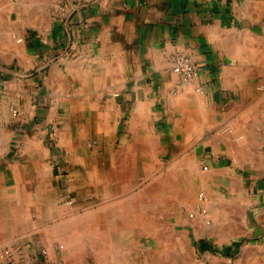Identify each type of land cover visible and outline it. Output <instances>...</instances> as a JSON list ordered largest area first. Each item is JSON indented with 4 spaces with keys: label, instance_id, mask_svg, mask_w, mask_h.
I'll use <instances>...</instances> for the list:
<instances>
[{
    "label": "crops",
    "instance_id": "crops-1",
    "mask_svg": "<svg viewBox=\"0 0 264 264\" xmlns=\"http://www.w3.org/2000/svg\"><path fill=\"white\" fill-rule=\"evenodd\" d=\"M67 1L0 0V264H264V0Z\"/></svg>",
    "mask_w": 264,
    "mask_h": 264
},
{
    "label": "built area",
    "instance_id": "built-area-1",
    "mask_svg": "<svg viewBox=\"0 0 264 264\" xmlns=\"http://www.w3.org/2000/svg\"><path fill=\"white\" fill-rule=\"evenodd\" d=\"M79 2L77 0H68L63 5L58 7V15L65 18H70L71 15L79 8ZM72 49H66L64 56H69L73 53ZM174 71L179 74L183 81L191 79L199 74V67L191 59L185 55L180 54L175 57ZM13 114H17V110L14 109ZM200 197L205 198V195L200 192ZM66 204L72 205L73 200L71 198L66 199ZM192 216V214H190Z\"/></svg>",
    "mask_w": 264,
    "mask_h": 264
},
{
    "label": "rangeland",
    "instance_id": "rangeland-1",
    "mask_svg": "<svg viewBox=\"0 0 264 264\" xmlns=\"http://www.w3.org/2000/svg\"><path fill=\"white\" fill-rule=\"evenodd\" d=\"M3 11L7 10V9H2Z\"/></svg>",
    "mask_w": 264,
    "mask_h": 264
}]
</instances>
